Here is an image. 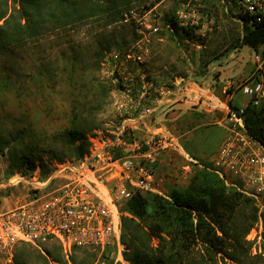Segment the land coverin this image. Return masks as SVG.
Here are the masks:
<instances>
[{
	"label": "rangeland",
	"instance_id": "rangeland-1",
	"mask_svg": "<svg viewBox=\"0 0 264 264\" xmlns=\"http://www.w3.org/2000/svg\"><path fill=\"white\" fill-rule=\"evenodd\" d=\"M148 1H154L158 5L163 29L151 36L150 52L145 62L131 64L137 75L138 85L158 76L167 86H171L175 75L191 73L197 82H201L209 74H215L217 78L221 73L218 65H224L225 74L229 78L220 79H225L229 91L235 93L234 104L243 108L252 97H260L261 101L264 99V46L256 50L238 42V37L244 29L242 18L234 10L235 5L230 4L228 0H205L199 4L194 2L196 8L209 14V18L198 27L192 26L190 31L194 36H188L183 33L182 26L177 24L178 31H175L164 22L166 14L176 21L181 6L179 1L134 0L130 6ZM136 38L135 28L131 23L122 20L108 23L106 18H94L45 32L12 52H1V122L9 128L26 126L34 129L38 134L37 138L41 139L58 136L75 123L94 124L97 128L90 132L91 149L104 145L116 155L139 154L151 145L158 144L159 140L167 139L162 132L152 133L147 138L128 127L129 130L124 135L127 144L121 146L116 143L123 117L115 109L114 100L122 86L106 77L104 62L109 52L118 49L126 51L132 47ZM105 45H108L109 49L104 50ZM257 55L260 56L259 59ZM148 118L150 116L141 117L143 121ZM134 141H137V146L132 145ZM105 143L109 145L106 147ZM182 162L183 159L176 152V158L162 162L159 157L152 164L162 195H166L171 187L183 189L190 183L197 170V164L185 178L183 172L186 169L183 168ZM54 163L55 170L61 163ZM25 173L22 172V167L12 165L8 155H0V208L7 209L26 196L27 184L8 185L13 175L29 176L31 171L27 170ZM46 189L47 187L43 190ZM258 213L261 220L254 225L256 232L252 228L246 236L251 244L241 243L239 253L264 255V210H259ZM252 215L253 208L243 206L238 212V221L248 223ZM145 223L149 221L134 217L128 228L127 241L134 229L140 237L138 241H143L147 237L145 227L142 226ZM260 223L262 228L259 227ZM122 230L123 227L121 234ZM157 243L158 240L153 238L150 244L160 249L161 246ZM40 246L54 248L60 261L46 263L39 258L37 246L34 249V245H30V264H73L72 257L77 259L79 264H110L112 260H121L128 264L123 258L125 244L121 236L119 244L115 243L106 248L84 247L71 252L65 251L58 242H47ZM190 253L198 261L203 254L208 257L207 253L210 252L200 244ZM259 259L257 264H264V259ZM211 262L236 264L220 255L215 256ZM0 264H13V255L0 254Z\"/></svg>",
	"mask_w": 264,
	"mask_h": 264
},
{
	"label": "built area",
	"instance_id": "built-area-1",
	"mask_svg": "<svg viewBox=\"0 0 264 264\" xmlns=\"http://www.w3.org/2000/svg\"><path fill=\"white\" fill-rule=\"evenodd\" d=\"M177 24L200 26L209 14L193 4L205 0H177ZM238 15L264 17V0H228ZM122 21L131 23L137 35L126 51L108 53L104 62L106 77L121 84L114 107L123 117L117 145H126L131 114L149 116L151 89L157 91L165 82L152 77L138 85L132 62H145L149 56L150 38L162 31L158 5L151 1L128 7ZM202 27V26H201ZM257 59L260 56H256ZM163 82V83H162ZM160 84V86H159ZM260 97L255 99L259 104ZM240 112H243L242 110ZM224 140L214 157L206 162L226 185L242 191L264 210V146L248 132L242 113L230 109L223 121ZM133 130V129H132ZM165 139L137 154L115 156L104 145L92 148L83 159L66 161L48 175L37 167L29 176L15 174L9 186L27 184L26 196L15 205L0 209V254L13 255L21 243L37 247L58 242L65 251L73 247L106 248L120 242L122 214L137 190L160 193L152 164L161 155ZM106 144V143H105ZM109 144H106V147ZM132 145L137 146V141ZM205 162L196 161L197 167ZM190 169L183 174L187 178ZM47 187L46 190H43ZM262 228V223H260ZM256 232V228H253Z\"/></svg>",
	"mask_w": 264,
	"mask_h": 264
},
{
	"label": "trees",
	"instance_id": "trees-1",
	"mask_svg": "<svg viewBox=\"0 0 264 264\" xmlns=\"http://www.w3.org/2000/svg\"><path fill=\"white\" fill-rule=\"evenodd\" d=\"M133 1L0 0V53L12 52L45 32L78 22L94 18H106L108 23L120 21ZM152 3L155 4L154 1ZM239 16L243 20L244 31L238 42L256 50L264 46V17ZM164 22L178 31L177 21L167 14ZM190 29L192 27L182 28L185 35L194 36ZM103 48L109 49V46ZM255 99L252 97L243 108L231 100L230 106L242 113L248 132L264 146V99L259 104H255ZM96 128V125L86 122L75 123L58 136L41 139L37 138L34 129L26 126L5 127L0 117V155H8L12 165L22 167L23 173L39 167L42 174L48 175L56 167L54 162L80 160L90 154V132ZM203 165L197 167L190 183L183 189L171 187L166 195L141 190L133 194L122 214L121 237L125 244L122 254L128 264H213L211 260L217 255L236 264H257L260 257L264 259L262 253H239L241 243L251 244L246 236L261 220L254 198L226 185L221 176L208 167V163ZM243 206L253 208L252 219L248 223L238 221L237 215ZM134 217L149 221L142 225L147 235L143 241H138L140 237L136 235V229L132 230L127 241L128 228ZM262 220L264 226V214ZM153 238L158 240L160 249L150 244ZM200 244L210 253H207L208 257L203 254L197 261L190 252ZM30 245L21 243L14 249L13 264H30ZM76 248L79 247H73L71 252ZM36 250L46 263L60 261L54 248L40 246ZM71 260L73 264H79L77 259L72 257ZM110 264L125 263L112 260Z\"/></svg>",
	"mask_w": 264,
	"mask_h": 264
},
{
	"label": "crops",
	"instance_id": "crops-1",
	"mask_svg": "<svg viewBox=\"0 0 264 264\" xmlns=\"http://www.w3.org/2000/svg\"><path fill=\"white\" fill-rule=\"evenodd\" d=\"M218 66L221 73L217 78L215 74H209L208 77L205 75V80L200 79L204 81L197 82L192 73L178 74L171 86L159 84L157 91L151 89V119L143 121L137 114L130 115L129 125L144 137L148 138L155 132L166 136L159 156L162 162L176 158L177 152L183 159V168L190 169L196 161H210L221 146L225 137L222 124L235 93L230 92L226 84L225 79L229 76L225 74V66ZM223 77L224 81L220 79Z\"/></svg>",
	"mask_w": 264,
	"mask_h": 264
}]
</instances>
